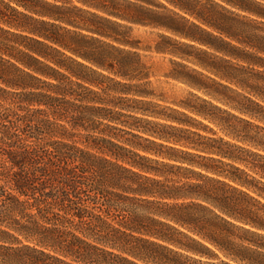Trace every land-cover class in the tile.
<instances>
[{"label": "trees", "instance_id": "obj_1", "mask_svg": "<svg viewBox=\"0 0 264 264\" xmlns=\"http://www.w3.org/2000/svg\"><path fill=\"white\" fill-rule=\"evenodd\" d=\"M82 16L204 46L264 107V0H0V264H264V184L234 156L109 134L123 114L101 71L133 80L139 65L93 35L135 44Z\"/></svg>", "mask_w": 264, "mask_h": 264}, {"label": "rangeland", "instance_id": "obj_2", "mask_svg": "<svg viewBox=\"0 0 264 264\" xmlns=\"http://www.w3.org/2000/svg\"><path fill=\"white\" fill-rule=\"evenodd\" d=\"M82 17L97 26L114 30L135 44L130 47L93 35L104 43L122 49L113 50L117 58L139 65L135 73L138 77L133 80L101 71L113 79H98L112 88L104 96L116 104V107H112L113 111L123 114L119 116L122 123L116 124L119 130H108L109 134L141 142L130 133L147 136L142 130H150L180 138L181 143L174 146L190 153L207 155L200 151L202 147L221 150L237 159H224V162L243 170L247 180L253 178V184L262 187L257 181L264 184V107L249 102L236 85L208 69V65H214L218 70L223 67L210 50L161 28L126 23L115 27L88 16ZM68 28L90 35L82 29ZM99 43L94 45H101ZM156 46L166 51L156 52ZM116 81L131 86L116 84ZM125 90H130V93H125ZM133 91L146 92V95L140 96ZM152 114H159L160 117ZM167 117L176 121L165 119ZM147 121L172 125L175 129L155 126ZM123 139L117 140L122 142ZM214 166L239 176L228 166L218 163H214Z\"/></svg>", "mask_w": 264, "mask_h": 264}]
</instances>
